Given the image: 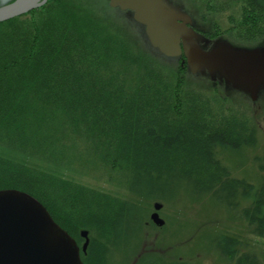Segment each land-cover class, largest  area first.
Returning a JSON list of instances; mask_svg holds the SVG:
<instances>
[{
  "label": "trees",
  "instance_id": "trees-1",
  "mask_svg": "<svg viewBox=\"0 0 264 264\" xmlns=\"http://www.w3.org/2000/svg\"><path fill=\"white\" fill-rule=\"evenodd\" d=\"M46 3L31 25L16 24L19 16L0 22V189L32 194L76 242L78 229L89 227L97 238L91 253H105L132 240L146 216L140 202L181 171L211 195L237 184L229 204L239 188L236 202L250 200L244 216L264 237V175L256 184L233 177L237 167L226 162L245 127L211 120L199 99L184 107L182 75L164 79L108 27L76 17L64 2ZM248 4L251 13L264 11V0ZM253 132L243 141L248 150ZM72 164L115 171L135 197L86 186L68 173Z\"/></svg>",
  "mask_w": 264,
  "mask_h": 264
},
{
  "label": "rangeland",
  "instance_id": "rangeland-1",
  "mask_svg": "<svg viewBox=\"0 0 264 264\" xmlns=\"http://www.w3.org/2000/svg\"><path fill=\"white\" fill-rule=\"evenodd\" d=\"M8 1L11 0H0V4ZM46 2V4L64 2L67 10L68 7L72 8L71 11L76 17L84 16L96 25L108 27L136 53L143 52L153 60L154 67L161 72L164 79L175 83L177 77L182 75L183 83L180 89L185 100L184 107L192 98L199 99L200 108L211 120L233 129L237 128L238 131L242 125L240 129L243 130L245 127V135L246 132L250 134L253 130L254 148L249 146L248 150L245 143L247 139L250 141V137L241 135L243 138L239 137L240 142L227 149L226 162L230 168L233 169L234 166L238 168V172L235 171L237 168L232 171L233 177L239 179L246 177L248 181L256 184L259 175H264L262 168L264 85L257 92V98L251 100L243 89L235 88L231 84L227 85L221 78H211L207 74H192L186 66V61L183 60L184 57L171 59L161 56L153 47L151 48L144 36L142 26L134 22L131 12L110 6L109 0H47ZM167 2L190 14L193 26L209 40L207 47L218 38L229 41L236 47L250 48L264 45V14L260 10L259 13L249 12L248 8H251L248 0H167ZM41 12H44L43 8H35L34 13H25L17 17L15 23L31 25L33 19L40 20ZM180 68L182 72L179 74ZM182 109L186 111V108L182 107ZM235 124L238 126L235 127ZM68 173L74 177L73 179L83 182L86 186L108 192L113 197L124 200L135 197L116 177L115 171L86 168L84 164L83 167L77 168L72 164ZM164 180L165 184L159 187L163 188L161 190L163 194L159 192L156 196H151L148 201L141 199L145 201L140 203L145 205L146 216L136 232L137 237L128 241L125 247L123 245L121 248L113 249L114 251L106 250L112 255L108 264H130L142 248L150 247H156L159 252L153 254L166 257L168 262L172 261L171 264L183 263V261L189 264H256L249 258L251 256L249 252H256L257 260L260 264H264V239L256 237L258 235L254 232L255 227L244 216L250 200L236 202L242 196L238 188L235 195L239 197L236 199L234 195L235 200L233 199L229 204L234 189L238 187L237 184L225 186L211 195L205 193L203 189L200 190L195 181L185 180L181 171L169 173L164 176ZM241 187L244 192L251 193L252 189L249 185L245 184ZM138 197L139 195L136 198ZM155 202L162 203L159 208V214L165 220L162 227L149 219L150 213L155 211L153 207ZM149 220L152 224H146ZM84 229L89 232L91 240L97 239L96 232L90 231L86 226L81 228ZM81 230L78 229L77 233L80 239ZM224 236L243 241L232 248L235 250L234 256L230 254L232 241ZM79 238L78 245L82 242ZM144 257L135 264L146 263L141 261Z\"/></svg>",
  "mask_w": 264,
  "mask_h": 264
},
{
  "label": "water",
  "instance_id": "water-1",
  "mask_svg": "<svg viewBox=\"0 0 264 264\" xmlns=\"http://www.w3.org/2000/svg\"><path fill=\"white\" fill-rule=\"evenodd\" d=\"M47 0H11L0 4V21L20 16ZM109 5L130 11L141 25L149 46L161 56L182 58L194 74L221 78L227 85L243 89L251 100L264 84V45L236 47L218 38L207 47L208 39L193 28L188 12L167 0H109ZM155 202L149 219L157 226L165 220ZM88 231L82 251L88 244ZM0 264H84L80 246L66 229L49 214L46 206L32 194L18 188L0 189Z\"/></svg>",
  "mask_w": 264,
  "mask_h": 264
},
{
  "label": "flooded vegetation",
  "instance_id": "flooded-vegetation-1",
  "mask_svg": "<svg viewBox=\"0 0 264 264\" xmlns=\"http://www.w3.org/2000/svg\"><path fill=\"white\" fill-rule=\"evenodd\" d=\"M263 12L264 11H262L261 13L264 14ZM249 16H250V14H249ZM193 28L196 29L194 26H193ZM196 30H198V29H196ZM146 224H152V222L151 221H149V222L147 221ZM162 226H164V224ZM162 226H160V227H162ZM87 235H88V244H87L86 251L83 252L82 249H81V247H82L81 245L84 242V238L81 237L82 242H81L80 245H78V246H80V257L82 258L83 263L84 264H94L95 262H99L100 260L104 259L103 262L105 264H108L109 261H110V259H112V255L110 254V251H107V252L105 251V253H101L100 252L101 254L99 252H96V253L92 254L91 253V246L92 245H90L91 238H90L89 232L87 233ZM135 236H136V234H132L131 235V238L133 239ZM256 237H259V238L264 239V237H262L260 235H258ZM242 242H243L242 240H240L238 238L237 239L235 238V241H232V246L240 245ZM112 251H114V250H112ZM158 252H159V250L156 247L142 248L139 251V253H137V255L134 257V259L132 260V262L130 264H135L136 261H139V259L141 257L143 258L144 256H145L144 259L141 260L142 263L143 262H146V263H149V264H171L172 261L171 262H168V260L166 259V257L157 256V254H153V253H158ZM160 252H161V250H160ZM249 253L252 256V257L250 256L249 258L252 259V260H254L256 264H260V262L257 260V256H256L257 254H256V252H249ZM160 257H163V259H161ZM146 263H144V264H146ZM177 264H189V263H186L185 261H183V263H177Z\"/></svg>",
  "mask_w": 264,
  "mask_h": 264
}]
</instances>
